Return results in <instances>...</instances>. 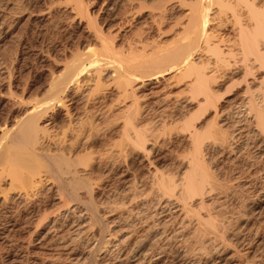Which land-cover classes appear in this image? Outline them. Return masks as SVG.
<instances>
[{
	"label": "rangeland",
	"instance_id": "obj_1",
	"mask_svg": "<svg viewBox=\"0 0 264 264\" xmlns=\"http://www.w3.org/2000/svg\"><path fill=\"white\" fill-rule=\"evenodd\" d=\"M84 1L89 12L95 14L98 26L107 34H115L114 43L124 48L137 43L138 38H144L146 45L153 42L166 47L174 40L180 28L177 23L185 20L188 8L179 0ZM87 23L74 0H0V129L5 124L11 128L36 99L43 100L56 73L68 61L74 63L73 56L86 44H95ZM226 28L225 33L229 32ZM239 71L227 72V76L217 74L213 83L218 96L216 106H199V101L191 98L187 83H176L174 72L144 83L136 89L141 110L138 127L147 130L149 136L144 150L126 146L121 154L117 151L123 144L122 115L133 98H118L117 90L108 82L89 101L85 96L88 85L83 89L86 93L82 90L79 94L80 100L72 105L75 117L86 120L87 108L105 113L93 114L99 139L94 142L97 147L93 144V157H89L95 173L90 177L92 196L109 238L100 251L93 249L98 262L264 264V137L247 122L243 133L239 135L236 130L237 106L244 90ZM253 78L249 76L250 81ZM216 128L227 131V140L225 137L221 142ZM191 131L199 132V139L202 134V155L212 176L207 187L212 184L213 190L209 188L204 195L188 199L187 215L180 198L158 192L154 176L163 173L177 183L182 180L196 145ZM44 186L45 195L34 199L36 205H30L38 208V216L50 214V219L56 221V231L47 233L53 225L50 220V227L43 230L45 242L30 245L25 231L12 229L8 233L14 239L0 238V264H87L95 243L90 212L81 204L70 207L55 197L50 185ZM17 209L0 212V216H13ZM197 217L205 222L200 225ZM213 224L217 230L206 233L214 229ZM14 246L23 248L20 256Z\"/></svg>",
	"mask_w": 264,
	"mask_h": 264
},
{
	"label": "bare ground",
	"instance_id": "obj_2",
	"mask_svg": "<svg viewBox=\"0 0 264 264\" xmlns=\"http://www.w3.org/2000/svg\"><path fill=\"white\" fill-rule=\"evenodd\" d=\"M74 1L82 18L88 21L95 44L88 43L81 51L78 48L79 52L75 51L73 56L76 58L75 62L70 64L68 61L69 64H65L53 77L47 96H43V100L36 99L13 122L11 128L5 124L0 129V212L8 213L9 209L18 208L14 210L16 214L13 216H0V238L11 240L13 236L10 238L11 234L8 232L16 229L27 233V242L30 245L35 241L39 244L45 242L43 230L49 225L50 214L38 216V208L34 207L36 204L33 201L44 194V185H50L49 189H52V193L54 191L55 197L71 204L70 207L84 205V210L90 212V226L95 227L94 234L92 233L95 243L90 248L92 252L87 256V264H106L98 262L93 251H100L101 244L109 242V238L105 234L106 225L94 204V185L91 183L92 178L90 180L94 166L89 158L94 155L95 140L98 142L99 139L95 132L93 114L96 111L101 114L102 110L100 112L98 109L93 113V110H87L86 107L84 113L87 119L84 120L82 117H75L72 105L80 100L79 94H82L84 88L89 86L85 95L89 101L107 82L108 86L111 85L117 90L118 98L122 97L125 101L132 97L133 101L122 115L125 119L121 134L123 144L121 143L117 152L123 153L126 146L144 150L149 134L147 130L138 127L141 110L137 88L174 72L172 75L176 78V83L185 81L191 98H196L199 106H214L218 96L215 95L213 83L218 75L223 73L227 76V72L241 70L239 72L244 90L241 100L238 101L239 119L235 122L236 130L239 135L243 133L247 122L264 137V74L257 75L264 71V0H179V3L188 5V8L185 10V20L177 23L180 28L176 30L170 44L166 47L153 42L146 45L144 38H138L137 43L127 42L128 46L125 48L114 43L115 34H107L98 26L95 14L89 12L87 2ZM164 9L162 8L165 12ZM226 24L232 27H221ZM223 28L229 29V32L225 33ZM249 76L254 77L253 80L250 81ZM198 97L201 98L197 99ZM222 129L216 128L220 130V134H217L220 135L221 142L227 135V131ZM192 133V141L196 145L193 143L195 148L192 147L194 152L190 160L188 159L189 171H185L182 180L177 183V180L167 178L163 173H160L161 176H154L158 192L163 196L180 198L181 206L187 209V215L190 213L188 199L204 195L209 188L213 190L212 184L207 187L212 176L202 155V134L199 139V132ZM83 153L88 156V160ZM201 219L197 217L200 225L205 222ZM53 220L54 218L51 221ZM53 225H49L50 230L47 233L56 231ZM213 228L206 233L217 230L215 224ZM27 248V253H30ZM14 250L18 256L24 251L22 247H15Z\"/></svg>",
	"mask_w": 264,
	"mask_h": 264
}]
</instances>
